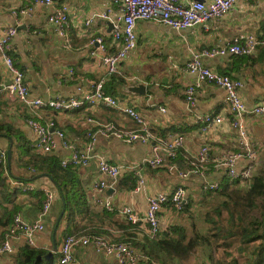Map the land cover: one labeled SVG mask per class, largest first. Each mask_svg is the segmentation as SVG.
I'll return each mask as SVG.
<instances>
[{"label": "crops", "instance_id": "0c3cea01", "mask_svg": "<svg viewBox=\"0 0 264 264\" xmlns=\"http://www.w3.org/2000/svg\"><path fill=\"white\" fill-rule=\"evenodd\" d=\"M33 1L0 0V34L6 27L16 23L13 10L29 6ZM120 2L121 0H54L50 6H35L30 15L20 19L18 33L11 41L10 54L24 72L33 97L47 100L57 96L79 95V88L89 90L94 82L104 80L107 93L118 97L121 105L128 103L135 106L142 114L152 139L175 134L183 136L184 144L178 149L177 157L173 161V170L166 166L152 168L145 163L151 154L150 144H127L117 138L105 136L98 137L94 155L102 156L110 163L125 166L115 183L101 174L98 157H93L87 165L73 166L76 182L82 188L87 207L86 218L81 221L80 227L102 229L104 235L114 241L121 239L146 245L152 239L147 224L131 223L120 211L122 207L130 205L143 215L146 213L150 195L172 192L178 186H184L188 193L189 205L192 204L191 210L192 206L204 202L206 191L203 185L206 181L222 186L225 182L233 180L221 162L230 152L239 149L237 135L231 126V114L225 101L226 91L213 83H205L198 91L197 106L190 108L186 88L195 81L196 75L187 71L185 65L195 54L205 49L241 41L250 33L260 35L264 30V0H237L234 8L224 18L185 29H175L154 20L141 19L136 27V49L121 62L118 73L109 75L101 63L103 52L98 49V45L90 46L88 43L90 38L102 35L106 40L107 53L114 54L118 51L119 46L113 42L112 23L93 16L109 8L117 9ZM62 4H67L71 11L67 39L59 36L54 26L48 23V15ZM90 19L92 21L88 23ZM94 50L96 55L92 53ZM203 61L206 66L219 73L244 81L245 87L241 95L250 109L264 102L263 45L251 56L204 57ZM10 79L11 74L0 53V122L14 130L13 139L9 134L0 136V148L7 150L13 141L14 152L11 166L8 165L13 178L50 187L56 193L51 211L46 217V228L37 233V247L47 251L45 257L53 251L55 242L58 248L60 247L65 237L62 229L66 221H60L63 227L54 235V221L56 219L57 224V218L63 210H60L63 199L59 188L48 173L32 177L34 170H27L20 165L19 158L27 148L34 152L33 144L37 138L35 131L28 124V118H34L44 125L53 120L55 128L65 133L69 147L64 146L62 140L56 137V147L52 153H48L60 160L69 156L73 148L80 149L86 145L89 140L88 132L92 128L88 122L89 117L96 119L98 123H110L120 130H137L140 125L133 117L119 109L102 104H88L73 111L29 107L6 87ZM139 84L146 86L145 93L130 90ZM160 107L166 108V111L162 112ZM218 113L225 117L223 123L214 129L202 130L204 124L201 117ZM245 123L260 159L258 169L264 161V116L248 113ZM204 144L210 148V158L203 166V174L183 179L179 171L189 166ZM23 157L27 159L26 155ZM247 163L246 159L239 161L238 169L244 168ZM140 176L145 179V184L137 191ZM102 178L107 179L110 186L104 193L94 185L97 179ZM250 183L241 181L238 187L247 191ZM5 184L4 189L0 186V215L6 209L14 208L28 221H35L42 201L32 192L23 193L15 188L8 182V178ZM105 196L110 197L114 211H109L99 204L98 199ZM64 207L66 211V204ZM185 212L186 209L178 210L172 205H166L160 213L164 231L181 225L179 222L186 220ZM13 227L12 221L8 232H12ZM162 235L163 233H160L159 238ZM16 244L18 252L27 243L23 237H19ZM238 248L236 244L229 250L233 251L240 264H247V256L241 251L239 253ZM137 250L147 254L142 248ZM17 252L0 255V264H16L14 255ZM159 252L161 258L166 256L165 251ZM237 253L241 256H237ZM76 258V264H117L112 257L96 252L91 246L78 247ZM152 260V264H167L161 259ZM173 260L171 264H176L177 259ZM241 260L244 263H241ZM146 262L148 261L142 260L139 264H149ZM52 264H59L56 251Z\"/></svg>", "mask_w": 264, "mask_h": 264}, {"label": "built area", "instance_id": "2783aa9c", "mask_svg": "<svg viewBox=\"0 0 264 264\" xmlns=\"http://www.w3.org/2000/svg\"><path fill=\"white\" fill-rule=\"evenodd\" d=\"M54 0H34L29 6L14 9L16 23L6 27L0 34V53L5 66L11 74L10 83L6 86L19 100L32 108L49 107L59 111H73L86 105L102 104L110 108H117L121 112L133 117L140 125L137 130H120L110 123H98L96 119L89 117L88 122L92 125L89 130V140L83 148H73L69 156L61 159L63 167L87 165L93 157H98L99 170L106 178H110L115 183L125 170L122 164H113L102 156L94 155L95 144L99 136L114 137L124 143L131 144L141 142L151 145V154L146 158L145 163L152 168L163 166L173 170L178 154V149L183 147L184 138L182 135H172L165 138H153L150 134L149 126L135 106L128 104L121 105L118 97L109 94L105 90V81L99 80L92 84L91 89L79 88V95L57 96L44 100L40 97H33L24 72L16 65L14 58L10 54L11 41L18 33L20 19L28 16L35 6H50ZM237 0H121L117 9L109 8L107 11L93 17H101L112 23L113 42L119 46L114 54L107 53V44L104 36L98 35L90 38L88 45H98V49L103 52L101 63L106 72L111 75L120 71V64L129 54L134 51L138 44L136 32L139 20H154L175 29H185L199 24H205L212 20H220L227 16L236 5ZM70 7L62 4L55 8L48 15V23L53 25L59 36L68 38L70 28ZM92 19L88 21L90 23ZM264 46V30L260 35L248 34L243 40L232 42L225 46L205 49L199 54H195L185 65V69L196 75L193 83L186 88V98L190 108H195L198 104V91L205 83H213L225 89V101L227 109L231 114V126L237 135L239 149L230 152L223 158L222 165L227 169V174L232 179H239L249 182L256 173L260 163L258 152L255 149L250 132L245 123L248 113L256 116H264V102L256 104L250 109L245 103L241 91L245 87L244 81L233 78L227 74L219 73L209 66H206L204 57L215 56H251L256 54L259 47ZM93 55H96L94 50ZM162 112L166 108L160 107ZM225 117L218 114H206L201 117L203 121L202 130H211L220 126ZM28 124L36 133V140L33 148L36 152L44 154L52 153L56 147V137L62 140L64 146L69 147L65 139V133L61 129L55 128V121L51 120L47 124H42L34 118H28ZM1 161L6 162L7 150L0 148ZM210 158V148L204 144L190 161L185 170H180L179 175L183 179L203 174V166ZM248 160L244 168L238 169V162ZM8 182L23 193L42 191L44 194L43 203L38 218L31 222L23 217L21 213H16L13 220V231L6 232L3 241L0 243V255H9L17 252L18 238L23 237L28 245L37 247V233L45 230L46 217L51 211L56 193L50 187L40 186L34 182L23 181L13 178L8 171ZM145 184V179L139 177L136 190L139 191ZM95 187L102 193L109 188L107 179H97ZM219 188L218 183L206 181L203 185L204 191H211ZM99 204L103 208L114 211L115 207L109 196L100 197ZM188 204V193L184 186H178L172 192H159L148 197L146 213L140 215L130 205L124 206L120 211L133 223L145 222L152 238L157 237L164 231L160 213L166 205H172L178 210H183ZM15 232L17 235H15ZM91 246L96 252L112 257L117 264H139L142 260H147L145 253L139 252L132 245L125 242L114 241L101 234L77 235L68 234L63 238L60 247L56 251L59 264H76V250L78 247Z\"/></svg>", "mask_w": 264, "mask_h": 264}, {"label": "trees", "instance_id": "16d2710c", "mask_svg": "<svg viewBox=\"0 0 264 264\" xmlns=\"http://www.w3.org/2000/svg\"><path fill=\"white\" fill-rule=\"evenodd\" d=\"M13 131L12 127L0 122V136L9 134L13 139ZM24 155L27 156V159H24ZM24 155L19 158L20 165L27 170L33 169L32 177L41 173H48L53 178V181L60 186L58 191L61 198L63 195L66 201V211L61 221L65 220L66 223L63 227L60 222L58 229L63 227L62 233L64 236L68 234H105L102 229H92L86 226L80 227L81 221L86 218L87 207H85V197L82 188L76 182L73 166L63 167L58 157L41 154L35 150L33 152L30 148L25 150ZM6 171L13 176L11 168L8 167L7 160L4 162L0 158V186L2 189L6 186L5 183L8 176ZM18 179L23 180L21 178ZM251 180L249 181L251 183L247 191H243L238 187L241 180L233 179L225 182L218 189L206 192L204 203L207 207L211 206V209H207L203 213L210 225L208 228L209 234L215 240H222V244L227 249H225V255L214 261V264H240L239 259L233 254V251L229 250L236 244L239 247V251L247 256L245 261L247 264H264V169L259 170ZM134 187L132 186V188ZM32 193L43 203L44 194L42 191ZM76 195L78 198H76ZM189 206L188 200V204L183 210H187ZM63 207L62 200L60 210ZM224 210L228 212L227 221L226 223H218L214 214L222 216ZM254 211L259 216H255ZM16 213L15 209L11 208L6 209L0 215V243L4 239L5 233L9 231L8 228L14 220ZM55 224L56 219L53 228ZM162 233L161 238H159V234L146 245L121 239H117V241L134 245L133 247L136 249L142 248L143 251L145 250L146 255L149 256L145 261H148L146 263L149 264H152V259H161L163 263L166 262L164 257H160L159 251H165L166 256L171 259L179 257L188 258L196 247L202 245L208 246L210 242L209 235L200 234L198 231H193L189 235L187 229L179 225H175L170 230L163 231ZM209 250H211L210 247ZM46 253L47 251L43 248L25 244L14 255V258L16 264H52L50 260L45 259L44 255ZM211 255L212 253L210 252ZM39 256L41 257L39 258ZM166 256L165 259H167Z\"/></svg>", "mask_w": 264, "mask_h": 264}, {"label": "rangeland", "instance_id": "374dc122", "mask_svg": "<svg viewBox=\"0 0 264 264\" xmlns=\"http://www.w3.org/2000/svg\"><path fill=\"white\" fill-rule=\"evenodd\" d=\"M264 160V159H263ZM259 169H264V161L261 164V166L257 169V172H259ZM257 172L255 174H257ZM206 199V198H205ZM204 199V201H205ZM208 200V199H207ZM195 203V202H194ZM192 205V204H191ZM190 205V206H191ZM190 206L189 208L186 210L187 212H185L186 214V220L185 221H180L179 223L181 225L179 226H185V228L187 229V232L189 233V235H191L193 233V231L195 232H200V234H204V235H209V245H202V246H198L196 247L190 254V256L188 258H175L177 259L176 264H214V261H216L218 258L222 257L225 255V248L226 246L222 244V240H215V238L210 236V232L208 230V228L210 227L209 223L206 221L205 218V214L203 212L210 210L211 206H205L204 202L199 203L197 206H192L191 210H190ZM255 216H259V214L254 211L253 212ZM215 219L218 221V223H226L227 221V217H228V212L226 210L223 211L222 216L218 215V214H214ZM212 226V225H211ZM209 247L211 250H209ZM239 251V250H238ZM210 252L212 253V255L210 256ZM239 253H241L239 251ZM237 253V256H241V254ZM168 259H165L164 256V260L166 261L167 264H171L172 261H174L173 259L169 258L168 256H166ZM243 259V258H241ZM170 263H169V262ZM242 261V260H241ZM241 263H244V261H242ZM175 264V263H173Z\"/></svg>", "mask_w": 264, "mask_h": 264}, {"label": "water", "instance_id": "95a60500", "mask_svg": "<svg viewBox=\"0 0 264 264\" xmlns=\"http://www.w3.org/2000/svg\"><path fill=\"white\" fill-rule=\"evenodd\" d=\"M8 84H9V82H8ZM130 90H131L132 92H136V93L143 94V93L146 92V86H145L144 84H139V85H137V86H133V87H131ZM12 145H13V141H11V144H10V146H9L8 149H7V162H8V165H9V166H11V159H12V154H13V148H12ZM55 184H56V183H55ZM56 185H57V184H56ZM57 186H58V188L60 189V186H59V185H57ZM62 199H63L64 206H65L66 201H65V198H64L63 195H62ZM64 212H65V207L63 208V210L61 211V213L59 214V216H58V218H57V224H56V226H55V228H54V230H53L54 235L56 234V232H57V230H58V225H59V222H60L61 219H62V216H63ZM57 249H58V246L56 245V242H55V246H54L53 251H50V252L45 256V258H46V259H49L51 263H52L53 260H54V252L57 251ZM39 258H40V256H39Z\"/></svg>", "mask_w": 264, "mask_h": 264}, {"label": "bare ground", "instance_id": "6f19581e", "mask_svg": "<svg viewBox=\"0 0 264 264\" xmlns=\"http://www.w3.org/2000/svg\"><path fill=\"white\" fill-rule=\"evenodd\" d=\"M55 126H56V124H55ZM58 129V128H57ZM70 144V143H69ZM76 149V148H75ZM220 185V184H219Z\"/></svg>", "mask_w": 264, "mask_h": 264}]
</instances>
